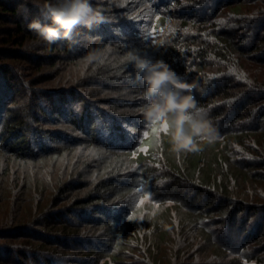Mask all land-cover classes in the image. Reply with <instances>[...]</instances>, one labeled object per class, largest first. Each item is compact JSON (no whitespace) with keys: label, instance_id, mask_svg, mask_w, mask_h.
<instances>
[{"label":"trees","instance_id":"trees-1","mask_svg":"<svg viewBox=\"0 0 264 264\" xmlns=\"http://www.w3.org/2000/svg\"><path fill=\"white\" fill-rule=\"evenodd\" d=\"M55 2L0 0V264H108L95 262L91 250H98L104 239L105 245L115 246L127 226L122 222L123 217L130 210L125 205L127 202L119 199L127 184L115 192L116 196L109 192L121 188L117 177L134 176V181L138 178L137 169L124 172L121 167L116 168L117 160L106 158L103 153L97 171H88V161L93 157L85 152L78 157L77 152L71 158L74 149L80 147L74 136L67 134L71 132L83 133L90 145L111 150L113 155L120 150L129 153L131 145L120 146L123 137L113 135L105 140L99 130L92 128L93 121L85 122L91 114L87 107L106 100L104 96L108 94L103 90L107 89V83H115V75L124 70L128 73L133 65L129 61L110 62L118 53L111 43L121 40L109 32L114 26L107 19L91 29L81 26L71 38L51 45L40 41L28 25L34 21L50 25L51 20L45 19L40 9L45 3ZM90 2L100 9L99 2ZM132 3L133 13L139 12L137 17L147 10L158 14L157 33L145 43V57L163 60L188 82L201 74L212 75L208 94H196L195 99L199 106L209 109L219 133L216 145L227 135L238 140L231 156L232 165L238 170L225 165L218 149L216 161L222 173L219 177L211 173L202 176L209 167L204 159L205 149L185 152L177 155L173 163L179 174L162 176L169 182L165 188L171 183L174 186L187 181L192 189L205 193L207 200L216 206L214 209L210 206L202 214L211 215L203 221V229L212 237H215L214 229H207L211 226L218 227V235L235 234L233 239L226 241L220 237L219 241L228 246L235 239V244H241L234 253L241 261L239 264L249 254L254 262L248 264H264V247L253 246L249 254L243 248L247 243L264 239V230L260 234L264 226V191L255 186L249 198L237 191L238 195L233 194L240 183L239 175H245L250 185L255 181L264 183V139H260L264 136V0H136ZM128 30L136 40L138 31L132 25L125 27L124 31ZM76 32L81 33L84 42L78 41ZM96 35L102 37L97 46ZM98 50L103 51L96 54ZM70 68H75L77 73ZM72 100L79 105L77 113L69 110ZM105 105L117 112L124 111L110 100ZM133 107L143 109L144 105L137 103ZM94 109L98 116H107L105 111ZM116 126L113 127L118 130ZM155 138L150 134L140 144L152 153L156 148ZM169 145L170 137H167L160 139L157 147L164 149ZM60 155L67 160L60 159ZM142 159L144 155L137 152L135 160ZM187 163L195 168L197 182L183 174L191 171L185 168ZM212 179L217 184H205ZM114 205L117 207L113 208ZM183 205L188 207L184 202ZM189 207L192 210L193 206ZM221 208L220 218L215 217V210ZM241 214L246 219L234 224ZM256 215L259 221H249ZM103 226L108 228L102 229ZM251 227L256 231L252 242L239 240ZM97 231H103L100 233L107 238H100ZM84 251L85 256H81L79 252Z\"/></svg>","mask_w":264,"mask_h":264},{"label":"rangeland","instance_id":"rangeland-1","mask_svg":"<svg viewBox=\"0 0 264 264\" xmlns=\"http://www.w3.org/2000/svg\"><path fill=\"white\" fill-rule=\"evenodd\" d=\"M133 1L135 2L136 0H94V2H99V7L105 19H107L106 21L114 26L110 27L109 32L121 40L111 43V47H116L118 52L117 55L115 57L113 56L112 60H110L113 64L128 62L126 57H123L127 56L130 52H135V54L138 53L140 56L145 57V53L147 52L145 43L157 33L156 24L158 14L154 11L148 13L147 10L143 11V15L137 17L139 12L133 13L135 7V4L132 3ZM140 9L142 10V7H140ZM130 25L133 26V30L138 31V36H135L136 40L131 38V31H124L125 27L128 28ZM80 36L81 33L78 32V41L84 42L81 40ZM85 38L88 39L89 36H85ZM101 38L102 37L98 35L94 37L96 46L100 44ZM102 51L103 50H98L96 54ZM99 54V56L102 55V53ZM70 69L74 70L75 68ZM74 72L75 74L77 73L76 70H74ZM126 73L127 72L124 70L121 74L115 75V83H107L109 84L107 89L103 90L108 94L104 96L106 99L105 101L99 103L94 102L93 105L87 107L91 114L85 123L88 124V121H93L92 128L99 130V135L105 140H109L113 135L123 137L124 140L120 146L127 147L131 145L129 147L130 150H128L129 153L120 150L114 151L113 155L111 150L106 151V149L100 148L97 145H90L89 138L87 139L85 135L83 136V133L81 135L77 133L73 134V132L67 133L68 135H73L76 144L80 146L74 149L75 151H73L71 158L76 155L77 152V157L81 155L82 152H85L86 155L88 154L91 158L93 157L92 161H88L90 162L88 171L99 170L97 165L102 162L105 156L106 158L117 160L116 168L121 167L124 172L131 170L134 172L135 169H137L138 172L136 181L133 179L134 176L131 178L121 176V178H119L116 176V179L121 183L118 186L121 188L111 189L109 195H115V192L119 189H124L122 186H125V184L128 185V188L122 192L124 195L121 197L118 196L120 200L127 202L125 205L130 209L128 213H125L122 221L127 224V226L125 230H123L124 232L122 231L120 233L119 241L117 240L115 246H108L107 243L105 245L106 241L104 239V243L98 246V250L101 251L92 249V259H94L95 262H108V264H239L241 261L238 260L237 254L234 253L240 248L241 244H235V239L231 240V244L228 246L223 245L220 243L221 241H219L220 237H223L222 239L226 241L233 239L235 234L223 232L218 235V227L211 226L207 229L209 231L214 229L215 237H212V234L210 235L203 229V221L209 219L211 215L202 214L208 212L210 206L214 209L216 206L214 205L215 203H210L207 200L208 197L206 194L201 190L192 189L187 181H180L174 186L173 183H171L170 186L168 185L166 187L167 189L165 188L169 182H166L165 178H162V176H167V173L169 175L172 173L176 175L179 174L177 172V167L173 165L177 154L172 151L171 145L164 149L161 148L162 146L160 148L157 147L160 139L162 141L163 138L167 139L169 136L163 131L154 133L152 128L146 127L141 111L142 109L133 107L137 103H141L145 107L148 103L144 98V94H141V91L144 92L146 86L143 87L142 80L137 79L134 68H131L130 71ZM58 79L59 77L57 80ZM140 88L142 90H140ZM107 99L112 103H117L122 106L124 108L122 112L124 113L122 114V112H117L109 108V106L107 107V105H105L108 102ZM94 108L105 111L104 113L107 114V116H98ZM69 110L77 113L79 105L72 100L69 103ZM70 114L69 116L72 117V113ZM110 116H113L114 119H110ZM114 124H117L116 127L118 130H115L113 127ZM156 128L159 129V126ZM66 131L70 132L67 128ZM150 134L156 137L154 139V146L156 148L152 153H149V150H147V147L143 143L140 144V141ZM260 139L263 140L264 136L260 137ZM235 142H238L237 138L227 135L220 140L219 145H216L214 142L211 144L206 142L201 143V150L205 149L204 159L207 164L206 166H209L204 170L202 176H206L205 173H211L210 175L219 177V174L222 173V168L216 161L217 153L219 154L218 149L221 150V156L225 161V165L230 168V170H234L235 166L232 165L233 161L231 160V156L233 152L232 148L237 145ZM137 143H139V145H137ZM61 144L62 143H59V146H61ZM165 146H167V144H165ZM137 152H141V154L144 155V159L136 161L135 156ZM101 153H103L104 156H102ZM60 159H63V161L65 159L67 160L63 155H60ZM192 162H196L195 159H192ZM187 167H189L191 171L183 174H186L187 178L197 182L195 178L196 174L194 173L195 168L188 163L185 164L186 169ZM244 176L245 175H239L238 182L240 183L239 186H236L238 188H236L233 193L235 196L238 195L235 192L237 191L240 194H245L246 198H249L252 193V188L255 186L260 188L261 191H264V183L255 181L254 184L250 185L247 177ZM210 181L205 184H209L210 186L217 184L213 179L211 182ZM131 185L136 186V188H131ZM169 189L172 190V192L170 191L172 194L169 193ZM255 199L258 201L257 197ZM170 200H176V202L172 203ZM252 200H254V197ZM183 202L188 206L187 208L183 205ZM114 206L113 208L117 207L116 205ZM120 206L123 207L124 204ZM189 206H193L192 210ZM222 211V208L219 210L216 209L215 212L217 215H215V217L220 218L218 214ZM199 212H201L202 216L198 214ZM113 214L115 216L117 213ZM259 216L261 215L259 214ZM259 216L250 217L249 221L256 220L257 222L259 221L257 220ZM243 219H246V215H239L237 219L239 222L236 221L234 224H239ZM219 221L220 220L217 222ZM225 224L226 223H224V225ZM106 228L108 227H102V229ZM235 229H237V226ZM254 229L253 227L246 229L241 235L242 237H238L239 240L242 239L246 243L247 241L252 242L253 236L256 234ZM263 230L264 226L260 234ZM97 232H99L98 236L101 235L100 238H107L105 234L100 233L103 231ZM263 240L251 244L247 243L243 247L244 252L249 254L253 251V246L259 245V247L263 248ZM224 246L226 248H223ZM79 254L85 256L86 253L84 251L79 252ZM249 255L245 256L247 259L242 260L243 264L254 262L250 259L252 257H249Z\"/></svg>","mask_w":264,"mask_h":264},{"label":"clouds","instance_id":"clouds-1","mask_svg":"<svg viewBox=\"0 0 264 264\" xmlns=\"http://www.w3.org/2000/svg\"><path fill=\"white\" fill-rule=\"evenodd\" d=\"M51 24L34 21L28 25L40 41L51 45L60 39H69L81 26L92 28L104 21L101 9L90 0H56L45 3L40 9ZM137 79L146 86L144 98L148 101L141 110L146 127L159 128L170 137L172 151L178 156L185 152H198L201 143L211 144L218 138V129L209 116V109L199 106L195 95L206 96L213 76L188 82L163 60H151L130 52Z\"/></svg>","mask_w":264,"mask_h":264},{"label":"snow or ice","instance_id":"snow-or-ice-1","mask_svg":"<svg viewBox=\"0 0 264 264\" xmlns=\"http://www.w3.org/2000/svg\"><path fill=\"white\" fill-rule=\"evenodd\" d=\"M152 131L155 133V132H158V131H162L160 128L158 129V128H156V127H153L152 128Z\"/></svg>","mask_w":264,"mask_h":264}]
</instances>
